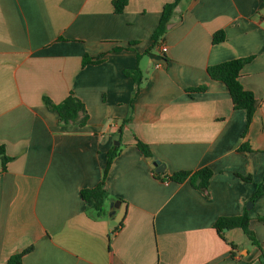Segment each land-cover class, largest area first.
<instances>
[{"label": "crops", "instance_id": "1", "mask_svg": "<svg viewBox=\"0 0 264 264\" xmlns=\"http://www.w3.org/2000/svg\"><path fill=\"white\" fill-rule=\"evenodd\" d=\"M112 1L0 0V264L30 246L20 264H262L264 2L182 0L152 45L173 0H128L120 13ZM247 56L239 81L258 103L245 130V111L207 68ZM135 68L140 82L125 73ZM69 94L85 105L83 126L44 102ZM137 140L167 175L209 168L207 188L159 178ZM116 147L106 216L93 219L80 190ZM246 209L258 245L214 227Z\"/></svg>", "mask_w": 264, "mask_h": 264}, {"label": "trees", "instance_id": "2", "mask_svg": "<svg viewBox=\"0 0 264 264\" xmlns=\"http://www.w3.org/2000/svg\"><path fill=\"white\" fill-rule=\"evenodd\" d=\"M182 0H173L172 2L166 3L163 6L161 11L159 22L151 34L152 45L158 43L159 38L166 31V28L172 18L175 8ZM264 2V0H261ZM128 0H113L112 4L114 7V12L120 13L124 9V6L127 4ZM225 39L224 32L219 30L213 34L212 41L213 43L221 42ZM150 49H148L149 51ZM252 56L234 58L226 60L214 65H211L207 68L208 74L212 79L222 81L228 88L230 98L232 100L233 106L235 109H243L245 111V130L247 129L249 123L252 120V117L257 108V100L254 97L253 93L249 90L244 89L242 84L239 81V75L242 67L250 61ZM90 60L85 57L83 64L88 63ZM127 75L135 79L136 82L141 81V71L139 68H135L131 71L125 72ZM193 90H203L204 88H192ZM44 102L52 110L56 111L58 114L59 121L64 125H77L83 126L87 122V111L84 103L74 96L69 94L64 100L59 103H53L48 98H44ZM244 130V131H245ZM136 146L138 150L142 153L144 157H150L151 151L149 146L144 142L137 140ZM245 147V146H242ZM118 147L112 148L106 154V163L102 170V176L100 181L92 188H83L80 190V195L85 202V211L86 214L93 219H100L106 216L105 204L106 200L109 197L108 191L105 187V180L108 174L110 165L114 157L118 153ZM0 155L3 161H7L8 158L3 155V148L0 147ZM159 178L165 180H173L176 182H181L186 178L190 179L192 185L196 188L205 190L208 186L209 180L212 175V171L207 168H200L194 172L189 171H178L174 172L171 175H167L165 172L156 174ZM243 179L249 180L250 177L244 176ZM260 194V187L254 191L252 199H255ZM249 212L244 210L241 215L238 216H229V217H220L216 220L214 227L218 234L225 239L224 228L227 230L234 228H241L246 236L250 239L252 244L258 245V242L255 239L254 233L248 227L249 222ZM226 240V239H225ZM232 249L236 248V244L230 242ZM31 249V246L22 250L19 253H16L7 260L6 264H20L22 256ZM233 255V252H231ZM260 261L264 264L263 254L260 256Z\"/></svg>", "mask_w": 264, "mask_h": 264}, {"label": "water", "instance_id": "3", "mask_svg": "<svg viewBox=\"0 0 264 264\" xmlns=\"http://www.w3.org/2000/svg\"><path fill=\"white\" fill-rule=\"evenodd\" d=\"M146 158L149 161V163L151 164V166L154 169L155 173H161V172L164 171L165 166L159 159L152 158V157H146ZM120 203H121V201L119 199L110 202L109 203L110 211L108 212V214L111 215L114 212V208H118L120 206ZM249 208H250V206L248 207V204H247V209H249ZM226 230H227V228L223 229V231H226Z\"/></svg>", "mask_w": 264, "mask_h": 264}, {"label": "rangeland", "instance_id": "4", "mask_svg": "<svg viewBox=\"0 0 264 264\" xmlns=\"http://www.w3.org/2000/svg\"><path fill=\"white\" fill-rule=\"evenodd\" d=\"M251 203H252V201L247 202L245 207L247 208V204L249 207ZM224 232H225V234H227L229 239H234V241H237L244 246L249 245V239L247 238L246 234L242 231L241 228H236V229H233L231 231L226 230Z\"/></svg>", "mask_w": 264, "mask_h": 264}, {"label": "built area", "instance_id": "5", "mask_svg": "<svg viewBox=\"0 0 264 264\" xmlns=\"http://www.w3.org/2000/svg\"><path fill=\"white\" fill-rule=\"evenodd\" d=\"M166 50H167L166 45L164 44L160 45V51L165 52ZM0 172H1V169H0Z\"/></svg>", "mask_w": 264, "mask_h": 264}]
</instances>
